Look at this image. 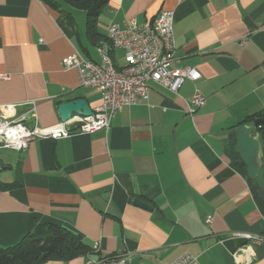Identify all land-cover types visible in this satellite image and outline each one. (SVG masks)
<instances>
[{
	"label": "crops",
	"instance_id": "0c3cea01",
	"mask_svg": "<svg viewBox=\"0 0 264 264\" xmlns=\"http://www.w3.org/2000/svg\"><path fill=\"white\" fill-rule=\"evenodd\" d=\"M161 10L174 18L170 67H191L200 77L177 92L149 82L147 101L123 107L107 128L38 136L23 151L0 148V182L16 183L0 188L1 246L39 223H55L90 249L41 264L112 255L167 264L183 252L200 264H264L263 243L233 235H263L264 216L248 173L227 154L234 134L244 161L256 157L258 172L264 164V147L260 161L255 133L242 122L264 113V0H108L98 37L87 35L84 10L0 0V106L21 115L34 100L36 118L27 114L24 122L45 129L61 123V101L84 98L94 108L100 92L80 86L64 58L77 52L98 61L110 23L150 24ZM196 91L205 103L190 113Z\"/></svg>",
	"mask_w": 264,
	"mask_h": 264
},
{
	"label": "built area",
	"instance_id": "2783aa9c",
	"mask_svg": "<svg viewBox=\"0 0 264 264\" xmlns=\"http://www.w3.org/2000/svg\"><path fill=\"white\" fill-rule=\"evenodd\" d=\"M173 20L172 11L161 10L150 24H139L134 19L123 27L116 22L110 23L106 27L107 43L97 47L98 61L84 58L77 52L66 56L63 61L66 68L76 69L80 86L95 88L100 92L101 100L92 108V114H72L64 122L45 129L36 125L31 127L24 122L27 114L36 118L34 100L26 102L29 108L21 115H16L13 105H1L0 148L23 151L29 141L38 136L59 138L73 132L92 133L107 128L114 115L123 107L147 101L149 82L177 92L186 79H198L200 73L194 68L170 67L176 49ZM115 50L122 52L121 62L115 59ZM204 103V95L199 91L194 92L189 112L193 113ZM210 220V217L206 219L207 222ZM233 235L248 242L264 244V234L237 232ZM244 250L249 253L248 247ZM86 264H129V258L125 255L100 258L88 256ZM167 264L200 263L195 255L183 252Z\"/></svg>",
	"mask_w": 264,
	"mask_h": 264
},
{
	"label": "trees",
	"instance_id": "16d2710c",
	"mask_svg": "<svg viewBox=\"0 0 264 264\" xmlns=\"http://www.w3.org/2000/svg\"><path fill=\"white\" fill-rule=\"evenodd\" d=\"M50 7L60 8L63 5L81 9L86 14V33L89 37H98L97 17L100 11L107 5L108 0H43ZM103 42L107 43V37ZM255 118H264L263 112H258L247 116L242 122L250 124ZM264 147V125L258 127ZM234 134L231 136L227 154L231 159V164L238 169L243 170L241 161L234 150ZM241 164V165H240ZM264 178V171H263ZM251 186V182L248 178ZM16 183H2L0 188L15 186ZM256 203L264 216V190L255 191L251 186ZM90 246L76 232H73L63 226L55 223H39L31 231L23 235L19 241L9 246L0 245V264H41L48 259L67 260L81 253H86ZM114 256V255H112Z\"/></svg>",
	"mask_w": 264,
	"mask_h": 264
},
{
	"label": "water",
	"instance_id": "95a60500",
	"mask_svg": "<svg viewBox=\"0 0 264 264\" xmlns=\"http://www.w3.org/2000/svg\"><path fill=\"white\" fill-rule=\"evenodd\" d=\"M57 110L59 118L62 122L69 119L72 114H78L81 116H89L92 114V108L84 98L61 101L58 104ZM260 124L264 125V118H255L250 124H247L246 126L255 133L253 139L257 144V157L261 161L263 157V141L258 129ZM133 203L144 208H150L147 203L139 199H134Z\"/></svg>",
	"mask_w": 264,
	"mask_h": 264
},
{
	"label": "rangeland",
	"instance_id": "374dc122",
	"mask_svg": "<svg viewBox=\"0 0 264 264\" xmlns=\"http://www.w3.org/2000/svg\"><path fill=\"white\" fill-rule=\"evenodd\" d=\"M117 61L121 62L122 61V52L117 50ZM237 135V134H236ZM234 150L236 151V147L235 144L233 146ZM237 153V151H236ZM238 155V159L241 161L242 165H243V170L248 173V178L251 182V186L254 188L255 191L261 192L262 190H264V178H263V171H264V164L262 163L261 167L259 168V172H258V164L256 161V157L253 156L251 162H245L243 159V156L239 154V152L237 153ZM241 165V164H240ZM259 173V175H261V177L258 175L256 176V174Z\"/></svg>",
	"mask_w": 264,
	"mask_h": 264
}]
</instances>
